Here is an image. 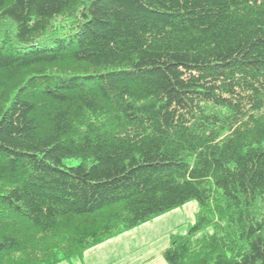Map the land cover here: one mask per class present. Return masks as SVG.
Segmentation results:
<instances>
[{
    "label": "trees",
    "instance_id": "trees-1",
    "mask_svg": "<svg viewBox=\"0 0 264 264\" xmlns=\"http://www.w3.org/2000/svg\"><path fill=\"white\" fill-rule=\"evenodd\" d=\"M191 202L167 264H264V0H0V264Z\"/></svg>",
    "mask_w": 264,
    "mask_h": 264
},
{
    "label": "rangeland",
    "instance_id": "rangeland-1",
    "mask_svg": "<svg viewBox=\"0 0 264 264\" xmlns=\"http://www.w3.org/2000/svg\"><path fill=\"white\" fill-rule=\"evenodd\" d=\"M197 211L191 202L87 250L83 260L60 264H167L171 234L185 233Z\"/></svg>",
    "mask_w": 264,
    "mask_h": 264
}]
</instances>
